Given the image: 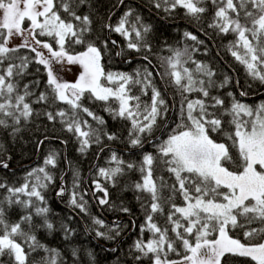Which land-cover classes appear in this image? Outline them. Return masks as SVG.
<instances>
[{"label": "trees", "instance_id": "trees-1", "mask_svg": "<svg viewBox=\"0 0 264 264\" xmlns=\"http://www.w3.org/2000/svg\"><path fill=\"white\" fill-rule=\"evenodd\" d=\"M64 2L65 0H54L55 10L61 18L66 22L71 21L77 28L88 29L83 33L85 43L76 44L69 40L65 44L66 51L69 54H79L86 50L88 44H94L101 51V64L105 73H124L132 81H142L140 84L130 82L127 85L128 95L139 97L138 119L142 122L146 123L143 121V116L147 114L145 109L150 111L153 87L159 91L165 103L160 108L152 131L136 133L141 138V144L133 146L131 139L134 136H130L133 131L131 119L114 116L113 112L107 110H118L119 102L114 99L108 102L97 101L89 93H85L81 103L103 123L82 111L78 113L76 118L82 127L83 121L88 124L83 130L95 129L99 135L98 142L96 136L91 137L90 145L81 151L82 138L67 127L76 110L67 103L54 99V93L47 83L44 65L37 63L35 53L27 48H18L17 52L10 53L11 59L0 63V71L9 63L19 65L20 58H28L27 68L12 79L21 95L23 86L29 85L31 95L25 98V102L30 104L32 114L27 119L20 117L19 123L0 114V119L7 121V126L0 125V185H3L0 187V207L4 208L5 220L12 225L21 222V216H32L31 225L21 222V226L25 232L35 235L44 247L33 251L29 247L30 242L17 237L28 253L27 264H46V260L53 256L56 264H153L154 254L145 256L135 247L137 242L147 243L159 238L158 234L148 229L149 214L152 215L153 223L162 231H167L168 239L175 248V251H167L165 245V252L160 253L161 258L168 261L182 259L187 253L182 241L172 232L173 225L169 222L168 215L172 211V204L182 206L184 199L178 190L173 191V185L177 189L179 186L163 163L158 146L173 130H182L178 128L182 119L187 122L185 97L188 100L203 99L209 105L214 103L212 97H219L224 101L223 106L208 109L222 121L221 130L210 132V136L218 143L231 145L228 136L234 133L235 125L231 123L232 115L226 109H230L236 101L250 105L264 102V82L250 75L246 66L232 55L233 50L241 55L244 53L242 47H233L238 41L237 34L231 31L222 33L219 28L210 26L216 21L215 12L219 0H201L198 6L205 11L197 16L188 14L179 5L172 8V0H84L83 3L81 0H66L70 11L89 18L87 25L64 12ZM126 14L127 22L124 27L127 36L114 30ZM145 28L148 29L146 32ZM137 32L140 33L139 37ZM247 35L251 40V34ZM191 36L196 39H191ZM37 38L55 46L54 37L37 35ZM130 42L135 43L137 48H129ZM252 43L255 45L258 41L252 40ZM176 52L184 54L180 57L183 68L189 69L194 79L208 80L207 76L196 71L197 64L206 65L214 73L211 78L213 86L208 87L209 97H203L200 92H183L174 83L168 60L174 58ZM145 68L152 73L147 77L151 81L149 87H145ZM178 70L183 72L179 66ZM257 70L264 73V65L258 64ZM102 81L104 83V79ZM182 83L186 84V79ZM41 93L48 96L47 102L37 101ZM182 101H185L183 118ZM131 103L135 105L137 102ZM60 111L65 113L64 117L57 115ZM49 113L53 119L48 118ZM106 134L112 135L114 139H108ZM50 154L55 158L54 167L45 164V159ZM113 154L123 161L120 165L123 171L113 180H108L100 175L99 170L117 166L111 159ZM145 154L153 155V178L158 187L163 184L159 189L161 210L156 213H152L150 209L151 195L135 188L137 183H142L143 173L140 169ZM128 164L134 167L128 168ZM39 168H44L51 176L50 182L44 181L43 173L39 172L29 177V173ZM37 176L46 185L38 189L44 197L43 202L32 198L35 206L29 208L9 203L15 197L7 191L8 188H18L26 182L31 186L37 182ZM97 183L103 191L97 189ZM61 189L63 194L58 195ZM73 194L77 203L84 206V211L71 203ZM19 199L28 200V197L19 194ZM101 199L107 202L101 204ZM35 207L48 209L46 218L53 226L51 230L43 226L45 217L37 216ZM253 227H264V224H245L244 228L230 230L229 235L245 244L264 242L259 237L251 241L245 239L244 231ZM180 231L183 233V229ZM2 232L3 226H0V234ZM98 232L103 235H97ZM190 239L194 242V238ZM45 249H54L58 255ZM0 264L16 262L6 251L0 256ZM222 264L255 262L248 257L226 254L222 258Z\"/></svg>", "mask_w": 264, "mask_h": 264}, {"label": "snow or ice", "instance_id": "snow-or-ice-1", "mask_svg": "<svg viewBox=\"0 0 264 264\" xmlns=\"http://www.w3.org/2000/svg\"><path fill=\"white\" fill-rule=\"evenodd\" d=\"M83 2L84 0H81V3ZM200 3L201 0H172L171 7L175 8L179 5L185 8L188 14L197 16L205 11L203 7L198 6ZM63 10L75 20L82 21L84 25L89 23L87 16L81 17L74 11H70V5L66 0L63 3ZM215 17V23L210 26L219 28L222 33L231 31L237 34L238 41L233 47H242L244 53L241 55L233 50L232 55L246 66L250 75L264 82V73L257 70L258 64L264 65V0H219ZM25 21L30 22V27H25ZM126 22L127 14L114 30L127 36L124 27ZM87 30V27L77 28L71 21L66 22L62 19L55 10L54 0H0V63L10 60L9 54L17 52L18 48H27L35 53L36 62L44 65L47 71V83L54 93V99L67 103L76 110L73 114L74 118L67 127L69 131L74 130L82 138L81 151L86 150L90 145L91 137L96 136L98 142L99 135L95 129L83 130L88 127V124L87 121H83L82 127L81 122L76 118L78 113L82 111L99 123H103L81 103L85 93H89L90 97L97 101L108 102L111 99L118 101V110L112 108L107 110L113 112L114 116L131 119L133 131L130 132V136H134L131 144L140 145L141 138L136 133L152 131L160 108L165 102L160 97L159 91L153 87L150 111L146 108L147 114L143 116V121L146 123L138 119L140 115L139 97L128 95L127 85L130 82L140 84L142 81H132V78L124 73H105L101 64V51L94 44H88L85 51L76 55H71L66 51L65 44L69 40L76 44L85 43L83 33ZM147 30L145 28V32ZM248 33L251 34V40L248 38ZM37 35L54 37L59 50H54L49 43L37 39ZM136 35L139 37L140 33L137 32ZM185 35L190 36L189 33ZM15 36H20L23 43L17 47H10L9 42ZM190 38L196 39L194 36ZM252 40L258 43L254 45ZM128 47L135 49L137 45L130 42ZM39 48L47 49L49 56H45ZM182 55L184 54L176 52L174 58L168 60L172 68L171 75L174 83L183 92H200L203 97H209L208 87L213 86L211 78L214 73L206 65L197 64L196 71L203 73L208 80L206 82L194 79L189 69L183 68L180 59ZM20 59L19 65L9 63L3 71H0V100H3L0 102V114L11 117L16 123H19L20 117L27 119L32 114L30 104L25 102V98L31 95L29 85L23 86L24 90L21 95L17 91V84L12 79L14 76L21 75L28 66L27 57ZM64 60L68 64H78L82 68L79 79L75 83L61 82L52 67L53 62L60 63ZM178 66L183 69L182 73L178 70ZM151 75L152 73L145 68V87L151 86V81L147 80V77ZM102 79L107 80L110 85L118 86L115 88L105 86ZM185 79L186 84L182 83ZM229 95L232 94L229 93ZM211 99L214 103L209 105L203 99L188 100L185 97L187 122H183L182 119V124L178 125V128L182 130H173V133L158 146L163 163L173 174L179 186L177 189L176 185H173V191L178 190L184 199L183 206L172 204L168 220L173 225L172 232L176 234L177 239L182 241L187 254L179 262H170L161 258L160 253L165 252V245L167 251H175V248L168 239L167 231H162L153 223L152 215L149 214L147 216L148 229L158 234L159 238L147 243L137 242L135 247L145 256L150 253L154 254L153 264H222V258L226 254L248 257L255 264H264V242L245 244L240 239L229 235L230 230L244 228L245 224H264V105L253 110L236 101L232 103L230 109H226V112L232 115L231 123L235 125L234 133L228 136L232 143L228 145L218 143L210 136V132L221 130L222 121L208 109L224 105V101L219 97ZM37 101L47 102L48 96L41 93ZM132 101L137 103L133 105ZM185 101H182V118L185 113ZM242 114L250 119H241ZM57 115L64 117L65 113L60 111ZM48 118L53 119L54 117L49 113ZM0 125L7 126V121L0 119ZM108 139H114V137L108 135ZM111 159L116 163V167L99 170L100 175L108 180H113L123 171L120 167L123 161L119 160L115 154ZM153 163V155L145 154L140 169L143 173V182L137 183L135 188L151 195L150 209L152 213H156L161 210L159 189L163 184L158 187L153 178ZM45 164L54 167V156L50 154L45 159ZM127 166L128 168L134 167L132 164ZM35 172L43 173L44 181L50 182L52 179L44 168L34 170L33 173H29V177ZM45 186L41 182V177L37 176V182L31 186L26 182L21 187L8 188L7 191L15 197V200L10 199L9 203H18L25 208L34 207L32 198L44 201L38 189ZM96 187L103 191L98 183ZM19 194L27 196L28 200H20ZM62 194L63 189L58 195ZM106 195L107 192H105ZM106 202L104 199L100 200L101 204ZM71 203L82 211L85 210L82 204L77 203L75 194H73ZM47 212L46 207H35L36 215L45 217L43 226L51 230L53 226L47 221ZM241 218L243 223H241ZM20 220L31 225L32 216H21ZM21 222L7 224L4 208L0 207V226H3V232L0 234V256L7 251L10 256L14 257L16 264H27L28 253L18 242L17 237L30 242L29 247L33 251L43 248L44 245L39 243L35 235L25 232ZM96 223L101 222L96 221ZM180 229H183V233ZM97 235H103V233L98 232ZM244 237L249 241L257 237L264 239V227L250 228L244 231ZM190 238H194V242ZM45 250L58 255L54 249ZM46 264H56L54 256L49 257Z\"/></svg>", "mask_w": 264, "mask_h": 264}, {"label": "rangeland", "instance_id": "rangeland-1", "mask_svg": "<svg viewBox=\"0 0 264 264\" xmlns=\"http://www.w3.org/2000/svg\"><path fill=\"white\" fill-rule=\"evenodd\" d=\"M204 1H206V0H204ZM25 22H26L25 27L26 28L30 27V22L29 21H25ZM41 41L48 43V41H45V40H41ZM21 43H23L22 38L20 36H15V37H13L10 40L9 46L10 47H15V46L20 45ZM52 47H53L54 50H59V45H57L56 39H55V46H52ZM39 50L42 51L45 54V56H49V53H48L47 49L39 48ZM71 55H76V54H71ZM52 67L55 69L56 74L60 78L61 82H65V83H75L79 79V76H80V74L82 72V68L80 67V65H78V64H68L66 60L61 61L60 63L53 62L52 63ZM102 83H103V81H102ZM103 84L105 86H109V87H113V88H115V87L118 86L116 84H111V85L108 84V81L107 80H104V83ZM241 104L247 105L251 109L255 110L258 107H260L261 105H264V102L260 101L256 105H250V104H246V103H241ZM241 119H243V120H249L250 118L247 117V116H243V114H242L241 115ZM234 131H235V126H234ZM171 261H177V262H179V261H181V259H178V260H170V262Z\"/></svg>", "mask_w": 264, "mask_h": 264}]
</instances>
